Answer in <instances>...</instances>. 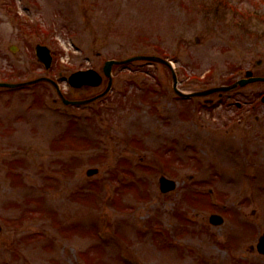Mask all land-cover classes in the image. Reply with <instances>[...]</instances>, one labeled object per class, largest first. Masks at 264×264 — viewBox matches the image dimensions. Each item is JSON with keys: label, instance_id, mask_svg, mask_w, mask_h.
<instances>
[{"label": "rangeland", "instance_id": "1", "mask_svg": "<svg viewBox=\"0 0 264 264\" xmlns=\"http://www.w3.org/2000/svg\"><path fill=\"white\" fill-rule=\"evenodd\" d=\"M26 22L54 36L71 100L108 83L73 89V72L137 55L171 59L186 92L264 74V0H0V80L45 72ZM113 74L111 95L88 106L51 85L0 94V264H264L250 248L264 232V82L205 108L175 97L164 64Z\"/></svg>", "mask_w": 264, "mask_h": 264}, {"label": "water", "instance_id": "2", "mask_svg": "<svg viewBox=\"0 0 264 264\" xmlns=\"http://www.w3.org/2000/svg\"><path fill=\"white\" fill-rule=\"evenodd\" d=\"M135 59H147V60H157V61H160V62H164V63H167L168 64V61H166L165 59L161 58V57H156V56H136L130 60H135ZM119 62H125V61H115V60H112V61H108L107 64H106V67H105V71L108 75H110V72H111V68H112V65L114 63H119ZM90 74H94L93 71H89V72H80L79 75H77L78 79H82L83 82L84 80L87 81L88 79L85 77L86 75H90ZM250 74V73H249ZM252 81L253 80H256V79H251ZM246 82H248L247 80H242V81H239L237 82L236 84L232 85V86H225V87H217V88H213V89H210V90H207V91H203V92H198V93H195V95H209L215 91H222V90H231V89H234L236 88L238 85H244L246 84ZM59 89V88H58ZM59 92H60V89H59ZM67 103H69L70 101H67L65 100ZM95 173H97V169H90L88 171V174L89 175H94ZM161 187L163 189V191H169V190H172L176 187V183L172 180H169L165 177H162L161 178ZM211 222L214 223V224H222L223 223V219L221 216H218V215H213L211 217ZM1 226H0V231H1ZM258 249L261 251V252H264V235L261 236L260 238V243L258 244Z\"/></svg>", "mask_w": 264, "mask_h": 264}, {"label": "flooded vegetation", "instance_id": "3", "mask_svg": "<svg viewBox=\"0 0 264 264\" xmlns=\"http://www.w3.org/2000/svg\"><path fill=\"white\" fill-rule=\"evenodd\" d=\"M39 31H40V30H37V31H36V30H34V32H35L36 34H37V33H39ZM23 41H25V40H23Z\"/></svg>", "mask_w": 264, "mask_h": 264}]
</instances>
